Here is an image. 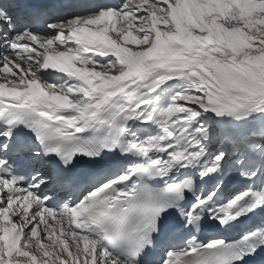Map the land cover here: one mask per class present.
Returning a JSON list of instances; mask_svg holds the SVG:
<instances>
[{
    "label": "snow or ice",
    "instance_id": "6c2138e0",
    "mask_svg": "<svg viewBox=\"0 0 264 264\" xmlns=\"http://www.w3.org/2000/svg\"><path fill=\"white\" fill-rule=\"evenodd\" d=\"M0 264H264V0H0Z\"/></svg>",
    "mask_w": 264,
    "mask_h": 264
}]
</instances>
